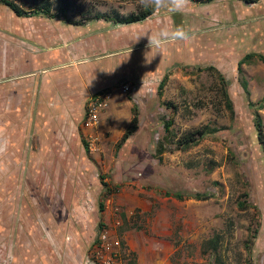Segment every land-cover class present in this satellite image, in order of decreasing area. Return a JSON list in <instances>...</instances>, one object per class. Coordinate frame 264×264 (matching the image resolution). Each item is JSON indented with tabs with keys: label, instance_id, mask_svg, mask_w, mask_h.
I'll use <instances>...</instances> for the list:
<instances>
[{
	"label": "rangeland",
	"instance_id": "374dc122",
	"mask_svg": "<svg viewBox=\"0 0 264 264\" xmlns=\"http://www.w3.org/2000/svg\"><path fill=\"white\" fill-rule=\"evenodd\" d=\"M13 1L31 13L18 25L36 29L142 8L137 0H45L46 16L33 12L43 0ZM185 14L193 15L186 31L198 47L166 69L160 87L161 77L124 89L122 78L94 90L109 91L94 125L82 118L92 92L82 115H0V241L12 238L14 249L34 243L35 264H72L69 253L80 241L88 252L105 227L119 241L115 264H135L132 242L145 254L153 249L158 264H264V142L256 140L248 104L264 95V62L254 55L236 68L244 52L264 54V0H188L183 14L161 9L135 26L184 27ZM11 17L0 2L1 35ZM59 67L47 63L34 73ZM133 104L137 126L117 145ZM256 111L264 131V103ZM203 125L197 142L177 144L180 133Z\"/></svg>",
	"mask_w": 264,
	"mask_h": 264
},
{
	"label": "crops",
	"instance_id": "0c3cea01",
	"mask_svg": "<svg viewBox=\"0 0 264 264\" xmlns=\"http://www.w3.org/2000/svg\"><path fill=\"white\" fill-rule=\"evenodd\" d=\"M4 6L12 22L9 33L0 32V115H82L85 99L94 90L107 88L122 78L144 84L156 81L179 56H188L190 48L199 44L192 35L190 42L175 40L160 49L146 47L145 35L178 27L169 22L160 27L157 21L143 29L135 26L143 24L150 14L133 22H116L108 16L77 23L55 19L36 29L18 25L24 16ZM191 18L190 14L181 18V22H188L184 23L185 30H191ZM47 63L60 67L51 74L44 70L34 73ZM10 227L9 232L13 230ZM8 243L10 246H5ZM14 243L12 238L0 241V264H20V254L26 259L21 264H35L34 243L27 241L15 249ZM139 243L132 242L138 247L135 264H158L156 252L149 249V254H145ZM2 245L7 249L3 251ZM79 245L74 254L69 253L72 264H82L86 254L84 243L80 241Z\"/></svg>",
	"mask_w": 264,
	"mask_h": 264
},
{
	"label": "trees",
	"instance_id": "16d2710c",
	"mask_svg": "<svg viewBox=\"0 0 264 264\" xmlns=\"http://www.w3.org/2000/svg\"><path fill=\"white\" fill-rule=\"evenodd\" d=\"M190 1H203V0H190ZM208 1V0H205ZM245 2L248 1H255V0H242ZM0 2L4 5H6L8 8H10L14 14L16 15H21V16H26V15H30L31 13L24 9H22L15 1L13 0H0ZM40 5L37 6V9H34L33 12H37V10H41L42 13H44L46 16H52V14H49V2H46L45 0L41 1V3H39ZM153 12L152 9H138L134 12H130V13H126V14H119L116 11L113 14L107 15V14H102L99 12H95L93 15L94 17H105L108 16L110 18H113L116 22H133L136 20H140L142 18H144L145 16L151 14ZM65 21L67 22H72V23H77V22H81L80 20H75V19H71V18H64ZM256 56L259 60H261L262 62H264V54L260 53V52H254V51H246L244 52L236 61V68L239 69L240 63L244 62L246 60H248L249 58H251L252 56ZM209 68H215L213 65L208 64L207 65ZM215 70H217L215 68ZM165 80V75H162L161 78L159 79L158 82V87H160L163 82ZM242 86L244 89H246V85H245V81H242ZM224 93V98H225V105L228 108H231V102L225 92V90L223 91ZM264 103V95H262V97L255 101V102H251L248 101V104L253 106V108L255 109L253 111V125L255 128V137L256 140L263 145L264 142V131L262 129V121L260 119V116L258 114V112L256 111V109L260 108ZM130 111H131V116L129 118L128 123L126 124V126L123 128L118 140H117V145H120V143L123 142V140L131 133L133 132V130L136 128L137 126V109H136V105H132L130 107ZM169 120H165V126H167ZM212 130V128H210ZM207 131V126L203 125L200 127H196L193 129H189L186 130L182 133H180L177 137H176V142L178 145H180L181 147H187L190 144H194L195 142H197V140L199 139L200 136H202L205 132ZM163 140V138L161 139ZM157 141L156 142V150H158L159 152L163 150V141ZM102 184H105L104 181H101ZM176 197H180L179 194H175ZM239 206H243L244 203L243 201H239L238 202ZM99 208L101 207V202L98 203ZM212 246H214L213 244H211Z\"/></svg>",
	"mask_w": 264,
	"mask_h": 264
},
{
	"label": "built area",
	"instance_id": "2783aa9c",
	"mask_svg": "<svg viewBox=\"0 0 264 264\" xmlns=\"http://www.w3.org/2000/svg\"><path fill=\"white\" fill-rule=\"evenodd\" d=\"M129 82L123 83L127 89ZM135 87V86H134ZM133 86L130 88L133 89ZM109 91L100 89L92 92L86 99L83 112V124L92 126L96 123L98 113L107 103ZM120 245L117 238L109 235L107 228L101 227L93 239L90 249L84 255L82 264H115L119 258Z\"/></svg>",
	"mask_w": 264,
	"mask_h": 264
},
{
	"label": "clouds",
	"instance_id": "9594fccd",
	"mask_svg": "<svg viewBox=\"0 0 264 264\" xmlns=\"http://www.w3.org/2000/svg\"><path fill=\"white\" fill-rule=\"evenodd\" d=\"M138 6L144 9L159 11L166 10L169 14H183L188 7V0H137ZM147 38L146 47L160 49L164 44L181 40L190 42L191 36L184 27L178 26L173 30L162 29L156 35H145Z\"/></svg>",
	"mask_w": 264,
	"mask_h": 264
}]
</instances>
